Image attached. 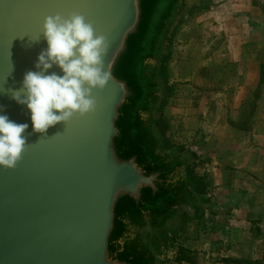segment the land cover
<instances>
[{"label": "water", "instance_id": "obj_1", "mask_svg": "<svg viewBox=\"0 0 264 264\" xmlns=\"http://www.w3.org/2000/svg\"><path fill=\"white\" fill-rule=\"evenodd\" d=\"M204 0H0V105L28 123L14 168L0 167V264H158L152 239L194 216L198 195L188 154L156 127L158 77L176 28ZM78 13L108 40L111 78L93 90L95 110L32 132L10 90L46 42L45 16ZM49 71L61 74L53 67ZM161 233H163L161 235Z\"/></svg>", "mask_w": 264, "mask_h": 264}, {"label": "rangeland", "instance_id": "obj_2", "mask_svg": "<svg viewBox=\"0 0 264 264\" xmlns=\"http://www.w3.org/2000/svg\"><path fill=\"white\" fill-rule=\"evenodd\" d=\"M258 35L261 62L252 79L236 60L257 50L244 41ZM169 54L162 62V139L169 148L194 149L188 170L200 176L207 197L201 214L179 218L155 243L158 264H264V0L193 9ZM180 60L195 66V78L180 77Z\"/></svg>", "mask_w": 264, "mask_h": 264}, {"label": "clouds", "instance_id": "obj_3", "mask_svg": "<svg viewBox=\"0 0 264 264\" xmlns=\"http://www.w3.org/2000/svg\"><path fill=\"white\" fill-rule=\"evenodd\" d=\"M41 37L46 48L38 54L35 71L23 74L19 89H11V98L29 114L32 132L44 133L50 126L69 121L95 110L93 90L104 88L111 78L104 56L108 40L96 34L83 15L59 13L45 16ZM53 67L61 74L49 71ZM0 105V167L14 168L26 145L28 123L9 119Z\"/></svg>", "mask_w": 264, "mask_h": 264}, {"label": "crops", "instance_id": "obj_4", "mask_svg": "<svg viewBox=\"0 0 264 264\" xmlns=\"http://www.w3.org/2000/svg\"><path fill=\"white\" fill-rule=\"evenodd\" d=\"M228 3V2H230V0H227V1H224L223 3ZM254 26V25H253ZM255 28L253 27V30H254ZM257 38H259V39H257ZM257 38H253L252 40H251V43L250 42H246V41H244V43H246L245 45H254V46H256L257 47V50H253L252 51V53L251 54H248V55H245V54H243V55H241V56H238V58H237V60L236 61H240L242 64V71H243V73L244 74H252V79H255V76H256V74L258 73L259 74V69H260V62H261V58H260V49H261V43H260V37H259V35L257 36ZM243 46H244V44H243ZM181 48V46H178V48L177 47H175V52H174V54H181V52H180V49ZM179 57V59H182V57L179 55L178 56ZM235 61V60H234ZM190 62H187V61H183L182 63H181V60L179 61V64H178V70H179V73H180V77L182 78V79H184V80H190V79H193L192 77H194L195 78V72H196V70H195V66L193 67V64H189ZM257 69H258V71H257ZM257 74V75H258Z\"/></svg>", "mask_w": 264, "mask_h": 264}, {"label": "trees", "instance_id": "obj_5", "mask_svg": "<svg viewBox=\"0 0 264 264\" xmlns=\"http://www.w3.org/2000/svg\"><path fill=\"white\" fill-rule=\"evenodd\" d=\"M170 54H168L166 57H164L163 60H165L167 57H169ZM158 77L165 83V79H164V67L163 65L161 66L159 72H158ZM167 87L164 86L163 90H164V96H166L167 94ZM162 103V100L160 101V104ZM156 127L159 130L160 135L163 137L164 136V128H165V124H164V120L162 118H159L156 121ZM189 172V170H188ZM190 177L192 178L193 182H194V186H195V190L198 192V194H202L203 192V183L202 180L200 178V176H198L197 174L193 173V171L189 172ZM186 211L184 209H180L177 218H181L184 219L186 216ZM156 242V238L152 239V243L155 244Z\"/></svg>", "mask_w": 264, "mask_h": 264}, {"label": "flooded vegetation", "instance_id": "obj_6", "mask_svg": "<svg viewBox=\"0 0 264 264\" xmlns=\"http://www.w3.org/2000/svg\"><path fill=\"white\" fill-rule=\"evenodd\" d=\"M206 3H211V4H216L217 2H224V1H227V0H204ZM176 152H177V154H180V155H183V154H188L189 155V160H191V153L192 152H194V149L193 148H185V149H183V150H176ZM188 160V166H189V164H190V161ZM204 194V192H202V194H198V195H203ZM194 208V215H198L199 213L201 214L202 213V210H201V207L197 204V201H195V203H194V206H193ZM179 218H177V220H175L174 221V224L176 223V224H178L179 222H180V220H181V218H180V220H178ZM163 233H161V235H162ZM156 242H158V239L156 240ZM155 242V243H156Z\"/></svg>", "mask_w": 264, "mask_h": 264}]
</instances>
